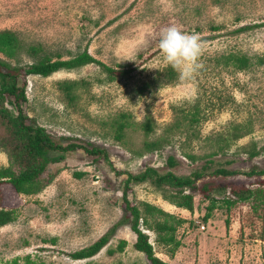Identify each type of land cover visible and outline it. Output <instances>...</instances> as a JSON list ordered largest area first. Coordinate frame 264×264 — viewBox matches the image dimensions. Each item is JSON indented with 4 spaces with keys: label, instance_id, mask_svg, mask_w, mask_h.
Wrapping results in <instances>:
<instances>
[{
    "label": "rangeland",
    "instance_id": "obj_1",
    "mask_svg": "<svg viewBox=\"0 0 264 264\" xmlns=\"http://www.w3.org/2000/svg\"><path fill=\"white\" fill-rule=\"evenodd\" d=\"M263 24L264 0H0V32L10 31L22 45L14 58L0 54L11 66L32 64L35 59L27 51L37 47L42 50L37 59L68 60L86 51L115 72L130 71L110 78L102 66L89 63L22 78L25 125L41 127L56 140L68 138L62 146L92 144L105 156L82 149L65 157L50 153L63 160L46 169L45 176L52 178L35 194H17L9 184L0 185V208L15 215L0 226V264L14 258L23 264L27 255L44 264H150L134 248L131 217L120 223L128 215L121 198L126 173L138 176L152 168L191 180L195 170L203 171L197 187L225 185L230 199L231 184L264 189V175H246L264 170ZM173 25L198 34L204 46L194 82L183 81L162 60L160 32ZM244 27L252 28L239 31ZM229 54L246 56L248 67L223 66ZM168 71L175 74L170 82ZM194 105L198 122L191 124ZM5 108L0 104V127ZM149 118L152 130L145 134L142 124ZM118 123L125 124L120 140L115 139ZM2 136L0 128V167L11 166ZM153 142L158 146L146 150L145 144ZM249 151L255 156L250 158ZM168 154L177 162L172 169L165 163ZM187 155L198 158L191 161ZM217 169L236 174L216 175ZM184 191L192 195L193 213L168 204L150 181L128 186L133 206L142 210V204H149L173 216L168 224L175 225L177 247L156 244L155 234L143 230L159 260L264 264L263 199L229 207L222 198L214 197L212 203L199 190ZM162 219L148 215L149 223ZM178 219L183 223L178 225ZM107 233L108 243L94 257H69ZM122 240L126 245L119 252Z\"/></svg>",
    "mask_w": 264,
    "mask_h": 264
},
{
    "label": "trees",
    "instance_id": "obj_2",
    "mask_svg": "<svg viewBox=\"0 0 264 264\" xmlns=\"http://www.w3.org/2000/svg\"><path fill=\"white\" fill-rule=\"evenodd\" d=\"M264 25V24H263ZM259 26V25H256ZM252 27H244L239 29V31H244ZM22 45H19L15 42L12 33L10 31H1L0 32V54L4 57H15L18 52L22 49ZM42 50L37 47L28 50L32 57H34V62L27 67L23 66H11L4 60L0 58V104H4L6 112L2 113L1 118V130L2 137H5L4 143L7 146L6 153L10 159H12L11 166L0 167V185L2 183L9 184L13 191L17 194L30 195L40 192L45 183H47L52 176H45L46 169L49 166L57 165L62 162L56 158L53 159L50 156L51 154H59L65 157V154L74 152L76 150H84L86 154L89 155H104V151L99 150L92 144L82 145L80 143L74 145L73 143H68L66 146H62L61 142L69 141L68 138L53 139L48 134L44 133V130L41 127H35L33 125H25L26 115L23 110L25 104V92L23 80L27 75L46 77L51 75L54 72H57L61 69H74L81 66L87 65L89 63H96L104 69L110 78L115 77L114 74L125 76L129 74V70H121L118 72L113 71L112 69L104 66L102 63L96 61L93 57L89 56L86 51L70 58L68 60H55L51 61L49 58L37 59V55L41 53ZM224 61L223 66L231 65L236 70H243L248 67L249 60L244 55L238 54H229L223 57ZM168 81H172L175 78V74L168 71ZM23 78V79H22ZM68 87V86H67ZM62 85L64 91H68V88ZM143 90V88H141ZM140 90V91H141ZM7 102H5V100ZM68 99H71L69 97ZM194 112L191 114L190 123L198 122L197 114L198 109L194 105ZM183 114H188L185 110H181ZM184 116V118L186 117ZM147 122L143 123V128L145 134L152 130V126L148 122L150 120L146 119ZM178 126V125H176ZM176 126H171L170 129H175ZM118 129L116 130L117 136L116 140H120V135L122 129L125 127L124 123L117 124ZM9 143L11 145H9ZM168 144V143H167ZM79 145V146H78ZM158 143H146L145 149L149 150L151 148L157 147ZM215 154V153H213ZM211 154V155H213ZM254 151H249L248 155L250 158L255 156ZM188 158L193 161L195 158H198L193 155H187ZM166 166L169 169L174 168L177 165V162L174 158V155L168 154L165 159ZM13 167H17V170ZM202 170H205V166L201 167ZM203 171H194L192 176L195 179H186L184 176H177L172 171H166L162 174L157 173L156 170L152 168H146L141 174L133 175L131 173H126V179L124 180V189H122V203L124 204V209L128 215L120 221V223L127 221L131 217L130 229L136 235V241L134 243V248L143 253L150 264H167L159 260L155 254L152 245L148 242V236L143 230H151L155 236L154 242L157 244L171 245L174 244V247L179 245V242L175 240V225L172 226L168 224V218L172 219L173 216L164 212L161 209H157L154 206L149 204H142V210L138 206H133L131 202L127 199L128 196V186L130 183H139L150 181L151 185L155 187L156 190L161 192L162 198L170 205L187 210L190 213L193 211L192 208V195L190 193H185L184 189L188 188L189 190H199L200 193H203L204 197L207 200L214 202V197L222 198L223 202L226 203L229 207L236 204L237 202H247L251 200H264V189L255 188H236L234 184H231V194L234 198L230 199L225 196V185H209L203 183L200 187L196 185V179L202 177ZM216 175L220 176H230L236 174L235 171H229L225 169H217L215 171ZM81 173L75 174V176H80ZM247 176L252 175H264V170L255 171L252 170L250 173L246 174ZM198 188V189H197ZM1 194V192H0ZM212 208H208V211ZM193 213V212H192ZM156 214V216L162 217V221L155 220L153 223H149L148 215ZM143 216V218H142ZM207 213L202 217L205 221L207 219ZM15 219L13 210H5L0 208V226H3L10 221ZM154 219H157L156 217ZM194 220V219H193ZM178 225L183 223V220H177ZM196 223V220H194ZM141 226L142 228L140 229ZM109 233L104 234L93 244L75 251L69 255L73 260H83L87 258H92L98 254L104 246L108 243ZM51 242H54L50 240ZM126 241H119L117 246V251H122ZM173 249H171L172 251ZM110 254H113L114 251H109ZM172 255V254H171ZM18 258H14L10 264H18ZM23 264H44L43 262H35L30 259V256L27 255L24 257Z\"/></svg>",
    "mask_w": 264,
    "mask_h": 264
},
{
    "label": "clouds",
    "instance_id": "obj_3",
    "mask_svg": "<svg viewBox=\"0 0 264 264\" xmlns=\"http://www.w3.org/2000/svg\"><path fill=\"white\" fill-rule=\"evenodd\" d=\"M203 47L198 34L185 33L179 26H169L160 32L158 48L162 60L177 70L183 81H195L202 68L200 57Z\"/></svg>",
    "mask_w": 264,
    "mask_h": 264
}]
</instances>
